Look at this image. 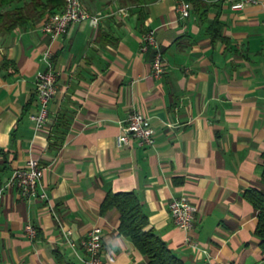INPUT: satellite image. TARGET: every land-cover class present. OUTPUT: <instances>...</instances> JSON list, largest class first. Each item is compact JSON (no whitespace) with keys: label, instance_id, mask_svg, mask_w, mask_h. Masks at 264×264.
I'll list each match as a JSON object with an SVG mask.
<instances>
[{"label":"crops","instance_id":"0c3cea01","mask_svg":"<svg viewBox=\"0 0 264 264\" xmlns=\"http://www.w3.org/2000/svg\"><path fill=\"white\" fill-rule=\"evenodd\" d=\"M187 1L190 16L177 0H92L84 6L98 23L72 22L55 41L44 19L0 36V264H60L58 254L83 264L80 240L93 225L102 227L106 264H150L120 231V211L102 210L120 191L137 194L147 228L186 264H264L259 209L245 193L264 189V0L242 9ZM150 29L161 75L152 73L157 47L143 48ZM49 46L57 92L37 128L36 75ZM132 109L150 117L153 145H118ZM29 156L46 165V198L7 185ZM183 194L197 207L196 246L170 212Z\"/></svg>","mask_w":264,"mask_h":264},{"label":"built area","instance_id":"2783aa9c","mask_svg":"<svg viewBox=\"0 0 264 264\" xmlns=\"http://www.w3.org/2000/svg\"><path fill=\"white\" fill-rule=\"evenodd\" d=\"M177 6L182 16H190L191 4L187 0H177ZM230 8L242 9L250 4H257L260 0H226ZM120 11H126L125 7H121ZM90 20L93 24H97L99 16L91 13L82 3L81 0H66V3L59 11L49 14L42 23V29L49 33L51 40L55 41L64 35L68 26L72 22ZM143 48L148 44L156 46L157 52L153 61L152 73L161 75L165 71L163 64V55L157 46L155 30L150 29L144 36ZM52 47L49 46L43 53V59L48 67L44 71H40L36 75V89L39 101V111L31 114V119L37 128L42 127L49 115V104L57 92L58 75L54 67L52 57ZM122 133L117 137L119 146L130 144L133 139L138 145H153L155 142L154 128L151 124L150 117L145 113L132 109L128 114L126 123L122 127ZM46 165L34 156H29L26 162L14 169L7 185L16 186L20 194L26 198L38 195L46 198L47 193L41 185ZM40 185L41 189H38ZM2 189H0V197ZM170 212L174 222L188 232L187 242L196 246L197 242L190 235V231L194 225L196 217V205L192 203L187 195L172 197L170 204ZM26 232L32 237L36 235V227L28 222L25 225ZM63 234L68 243L73 247H78V242L73 237L71 228H64ZM102 236L103 231L100 225H93L86 235L81 238L80 245L84 254L80 257L83 264H106L102 257Z\"/></svg>","mask_w":264,"mask_h":264},{"label":"trees","instance_id":"16d2710c","mask_svg":"<svg viewBox=\"0 0 264 264\" xmlns=\"http://www.w3.org/2000/svg\"><path fill=\"white\" fill-rule=\"evenodd\" d=\"M81 1L88 6L92 0ZM65 3L66 0H0V36L26 28L38 19L45 20L49 14L62 9ZM262 157L264 164V151ZM262 180L264 181V169ZM245 193L259 209L256 234L264 252V189L250 188ZM109 207H116L120 211V231L132 238L136 247L149 257L150 264H186L159 234L147 228L148 216L135 192H109L102 210ZM58 258L60 264H76L65 260L60 254Z\"/></svg>","mask_w":264,"mask_h":264}]
</instances>
